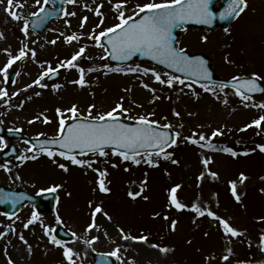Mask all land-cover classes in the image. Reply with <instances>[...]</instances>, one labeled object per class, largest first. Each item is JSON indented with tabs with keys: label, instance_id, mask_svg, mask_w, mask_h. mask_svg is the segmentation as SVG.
Here are the masks:
<instances>
[{
	"label": "rangeland",
	"instance_id": "374dc122",
	"mask_svg": "<svg viewBox=\"0 0 264 264\" xmlns=\"http://www.w3.org/2000/svg\"><path fill=\"white\" fill-rule=\"evenodd\" d=\"M137 2L143 3L144 0H129L126 14H130ZM18 3L23 7L14 6L13 10L21 11L19 21L5 11L7 0L0 2V68L7 62L9 53L17 54L25 44L28 49L35 50L36 56L33 59L29 52L25 60L13 64L7 79L0 72V88L9 94L4 98L9 100L8 104L0 99V124L5 129H17L33 137H55L60 120L57 108L66 110L75 104L81 116L86 117L90 105L96 106L93 109V115H96L111 110L123 97L127 111L120 117L134 120L144 115L158 121L159 125L171 124V129L181 135L175 145L165 149L171 154L170 159L152 156L155 166L145 163L142 157H137L141 159L140 164L124 161L110 150H105L108 155L104 157L92 153L77 155V158L91 162L92 167L73 165L59 155L49 158L33 151L22 139L0 137V151L8 143H13L19 151L18 157L3 162L0 159V165H7L8 169L0 168V185L32 194L59 186L53 191L56 195L53 212H36L39 219L28 228L24 223L34 211L30 204L23 205L12 217L0 211V232L7 233L0 238V264H8L9 259L14 264H68L63 255L64 247L50 242L57 224L76 234L67 241H61L62 245L71 247L78 254L74 257L75 264H89L93 252L109 255L116 247L120 248L121 259L110 255L116 264H240L241 261L264 264V252L260 251L259 241L264 232V219H261L264 218V152L257 147L264 144V122L260 128L253 125L245 129L246 125L264 115V109L253 106L264 103V94L242 101L229 87L221 90L220 84L193 83L186 79L184 85L177 83L169 88L156 82L151 73L143 75L127 71L129 67L138 66L154 69L164 79L173 75L146 61L107 63L100 58L105 56V52L88 39V34L100 20L94 14L97 5H103L100 10L104 16V24L96 28L97 32L118 23L117 13L109 0L66 3L64 13L75 12V16L63 13L51 19L45 30L35 33L28 29L27 35L21 31L24 21L39 11L42 0L40 5L35 0H18ZM247 3L248 7L228 26L227 31L183 30L177 46L209 56L214 72L221 78L248 77L252 73L264 78V0H247ZM85 16L88 20L81 28V19ZM73 33L81 39L66 43L64 37ZM202 37H207V40ZM53 40L56 42L51 43ZM82 46L87 47L77 61L79 67L99 69L86 72V86L71 83L79 78L77 69L63 67L58 68L55 79L47 81L45 77L41 81L47 87L33 84L48 65L57 68L60 61L70 59ZM104 64L121 67L125 71L105 74ZM259 81L264 85V79ZM141 82L155 89V94L145 89ZM29 84L32 87L25 90ZM189 84L191 88L186 86ZM54 85L61 87L56 89ZM201 85L214 91H205ZM13 92L18 95L13 96ZM37 92L40 95H35ZM154 95L159 99H154ZM174 110L180 115H174ZM151 113L154 115H149ZM64 116L67 121L71 119V114L66 111ZM44 117L50 122L45 123ZM216 130L222 134L212 136ZM193 133L197 134V139L203 134L206 140L201 143L213 147H200L184 139ZM224 148H231L237 155L224 152ZM33 155L38 158L32 159ZM205 158L211 160L207 168L202 163ZM59 164H65L68 170L64 171ZM97 170L106 171L107 175L101 178ZM211 172H216L217 177L213 178ZM201 173H204L202 179L199 178ZM241 173L247 177L243 183L240 182ZM100 179L104 180L106 187H113L110 194H105L107 197L96 193ZM230 181L236 182L239 202L232 195ZM176 185L180 186L176 196L186 205L184 209H177L169 203L170 196L167 197L166 192ZM116 188L121 197L116 194ZM129 192L140 195L133 199ZM115 196L119 198L114 199ZM164 203L171 207L172 214L160 212L165 211ZM194 203L227 219L243 235L235 238L225 236L217 220L207 215L198 216L191 210ZM94 206H101L111 219L98 213L97 227L88 232L85 229L92 223ZM173 221L176 222L174 230ZM45 227L51 229L49 235H45ZM121 228L129 236H146L148 239L146 242L124 240L119 232ZM20 235L25 237L27 244L19 239ZM92 237L98 239L91 244L84 242ZM153 244L169 251L162 252L152 247ZM229 248L232 250L230 254L227 252ZM224 255H229L228 261L222 259Z\"/></svg>",
	"mask_w": 264,
	"mask_h": 264
},
{
	"label": "snow or ice",
	"instance_id": "6c2138e0",
	"mask_svg": "<svg viewBox=\"0 0 264 264\" xmlns=\"http://www.w3.org/2000/svg\"><path fill=\"white\" fill-rule=\"evenodd\" d=\"M2 2V0H0ZM37 5H40L41 0H35ZM45 4L48 3V0H43ZM63 2V0H62ZM68 4H74L76 0H66ZM129 0H109V3L112 4L113 11L117 13L116 20L118 23L113 24L110 27L104 28L101 31L97 32L96 28H100L104 24V16L101 12L103 5H97L94 9V14L97 17H100L99 23L93 28L92 32L88 34V39L95 42V46L103 49L106 56H110L113 60L118 61H127L134 54L141 53L144 56L151 57L153 60L159 61L160 64H165L169 68H174L177 72L189 73L194 76L202 77L203 79H211L210 74L205 67V61L202 58H191L185 54V50L182 47H175L173 45L174 37L172 36V29L174 26L181 24L188 20H195L198 23L209 24L216 17V14L209 8L210 0H161V2H156V0H144L143 3L137 2L133 9L130 10V14H126L127 5ZM18 7L22 8L23 4L18 3V0H7V8L5 11L9 13L12 19L19 21L21 16L17 11H14L13 8ZM87 7V6H85ZM248 7L247 0H229L227 8L219 13V19L226 20L229 17H239L242 12ZM40 12H43V7H40ZM66 16H75V12H65ZM33 16L37 13H32ZM41 21L45 17H40ZM88 17L85 16L81 19L80 27L83 28L87 22ZM39 27V23L34 25ZM29 28V23L27 20L24 21L21 31L27 35ZM227 31V29H226ZM2 35V34H0ZM65 42L72 44L74 41H79L81 36L73 33L71 35L64 37ZM203 40H207V37H202ZM105 41L108 47H105ZM53 40L51 43H55ZM87 46H82L78 51H75L70 59L60 61L57 68H52L51 65L48 67L33 81V84L43 88L47 85L42 84L41 81L50 74H55L58 71V68L63 67L67 69H77L79 73V78L71 81L80 87H84L87 84L85 79L86 72L97 71V68H88L79 67L77 61L83 56L86 52ZM27 49V50H26ZM110 49V50H109ZM29 52L33 59L36 56L35 50L28 49L27 45H23L17 54L13 55L9 53L7 62L0 68V72L4 74L5 79L8 77V71L12 68L13 64L17 61L25 60ZM101 59H105V56H101ZM227 60V57H225ZM103 69L105 74L108 72H124L125 69L121 67H110L108 64H104ZM128 72L136 73L140 72L143 75H148L151 73V76L154 77L155 81L161 85H167L169 88L173 87L174 84H185V80L180 76L168 75L167 79L162 78L161 74L156 72L154 69L149 68H140V67H129ZM19 75V73H17ZM264 79L258 73H252L249 78H242L239 76H233L230 81L225 84H221L220 88L223 90L226 87L231 86L235 94L241 98L242 101H248L252 99L251 94L258 91L264 92V88H261L258 83L259 80ZM142 83V86L145 89H148L153 94H155V89L150 88L149 84ZM191 88V84L186 85ZM32 87V84L26 85L27 88ZM54 88L58 89L60 85H54ZM205 91H214L201 85ZM8 91L6 89L0 88V99L8 97ZM13 96L18 95L17 92L12 93ZM35 95H40L39 92ZM154 99H159V97L154 95ZM4 103L8 104L9 100L4 99ZM227 103V101H225ZM247 107L248 105L245 104ZM254 107L264 109V103H259L253 105ZM96 106L90 105L88 108V114L86 117L81 119V114L78 107L74 104L66 110H61L60 108L56 109L57 115L60 117L59 128L57 131V136L51 140H44L39 146V151L43 154H46L49 158H54L59 155L65 160L71 161L73 165L77 166H87L92 167V163L77 158V155L74 154V150H79V154L84 155L87 153L98 154L101 157L107 156L108 153L104 150L105 146H112L113 155H118L124 161H132L134 164H140L141 159L137 157L144 158V162L155 166V163L152 159V156L157 157L162 156L164 159H170L171 154L166 152L165 149L171 145L177 143V139L180 137V132H175L172 135H169L167 131L162 129H170L171 124H165L162 128L159 126V122L156 120L149 119L147 116L141 115L137 118V123L135 126L127 125L120 122V114L127 111L123 106V97H121L120 102H118L115 107L111 110L103 113H98L93 115V109ZM71 114V119L77 121L76 123L69 124L67 119L64 116V112ZM149 115H154L151 113ZM174 115L179 116L180 113L174 110ZM31 122V121H30ZM44 122L49 123L47 117H44ZM262 122H264V115L259 116L257 119L253 120L251 124L246 125L247 127H252L255 125L257 128L261 127ZM182 127V125H181ZM245 129H241L242 131ZM222 133L219 130L212 132V136L221 135ZM196 133H193L191 137H184V139L192 144H198L200 147L212 148L211 144L201 143L206 140V137L203 134L198 136V139L195 138ZM50 145L58 146L60 149L58 152L53 150ZM261 152H264V144L257 145ZM143 150V151H141ZM31 151V149H29ZM224 152L230 153L232 156H236L237 153L231 148H224ZM145 153L147 154L145 157ZM247 155V153H244ZM29 157H22L21 159H28ZM32 159H37L38 157L33 155ZM173 163L177 161L173 160ZM210 158H205L202 160V163L207 168L210 164ZM115 166V165H114ZM2 167L7 169V165ZM59 167L64 171H67L68 168L65 164H59ZM99 176L102 178L107 175L106 171H99ZM210 175L213 178L217 177L216 172H211ZM204 173H201L200 179H202ZM247 177L241 173L240 182L243 183ZM232 195L239 202L240 196L236 191V182L230 181ZM99 190L101 192H109L110 189L105 186L104 180L100 179L98 181ZM59 187V186H56ZM56 187L50 189V191H55ZM179 185L170 189V201L171 205H174L177 209H184L186 205L179 202L176 196L177 189ZM264 191V190H262ZM128 195L135 199L136 196L140 193L129 192ZM6 199H9L8 194L0 196V203H4ZM90 206L91 202H90ZM191 210L198 216L211 217L217 220L220 226L223 229L225 236L227 237H239L243 233L232 226L227 219L217 216L215 212L210 209H202L198 204H192ZM103 214L107 216L110 220L111 217L103 211L101 206H94L92 215V223L87 225L85 231L90 232L96 225V216L97 214ZM39 219L38 214L33 211L31 218L24 223V227L28 228L29 225L34 224ZM264 219V218H261ZM59 222V218H58ZM176 222H172V228L175 229ZM12 231H15L12 229ZM45 235H49L51 229L47 227L44 228ZM121 238L124 240H133L138 242H146V236H129L124 233V230L119 229ZM6 232H0V238L6 236ZM75 237V233H72ZM19 239L27 244L25 237L23 235L19 236ZM98 237H92L91 240H85L87 244H91L97 240ZM260 241V251L264 252V232L261 233L259 237ZM50 242L56 246L64 247L63 255L68 261V264H75L74 257L78 255L71 247H67L61 244V241L57 240L55 236H50ZM251 246V245H249ZM152 247L159 248L162 252H168V248H160L159 245L153 244ZM29 252H31V246H29ZM227 252L230 254L232 252L231 248L227 249ZM120 248L116 247L109 255L115 257L117 260H120L119 255ZM224 261L229 260V255L222 256ZM8 264H14V262L9 259ZM240 264H250V262L241 261Z\"/></svg>",
	"mask_w": 264,
	"mask_h": 264
},
{
	"label": "water",
	"instance_id": "95a60500",
	"mask_svg": "<svg viewBox=\"0 0 264 264\" xmlns=\"http://www.w3.org/2000/svg\"><path fill=\"white\" fill-rule=\"evenodd\" d=\"M52 1H54L56 3L57 7L51 8L48 5L44 6V8H43L44 11L43 12H40L39 14L30 17L29 27H31L35 31H39V30H41L42 28H44L46 26V24L48 23L50 17L55 16V15H58V13L60 12V8H61L60 6L62 5V0H52ZM63 1H65V0H63ZM211 1L213 2L215 0H211ZM221 3H222V6L219 9L212 8V4L213 3L210 4V6H211L210 9L216 14V17L213 19V21L211 23H209V24H203V23H198L195 20H188V21L183 22L184 23V26L185 27H189V28H204V29H217V28H220V27H224L225 28L227 26V24L235 16L229 17L226 20L219 19V13L222 12V11H224L227 8L228 3H229V0H221ZM40 17H45V19H43L41 21ZM216 20H217V22H216ZM36 23H39V27H35L34 26ZM175 27L176 26H174L173 27L174 29H172V36L174 37L173 45L175 44V41H176V39L179 36L178 33H175L176 32V30H175L176 28ZM174 33H175L176 36L174 35ZM175 37H176V39H175ZM105 47H108L106 41H105ZM185 54L187 56L191 57V58H202L206 62V68H207L208 73L210 74V77L216 78V76L213 74L210 61H209V59L207 57L202 56V55H199V54H193L192 55V54H190V53L188 54L186 52H185ZM140 56H141V58H146L147 60H149L151 62H154L157 65H160L161 67H164V68H166L168 70H171L172 72H174L176 74H179V75H182L184 77H187V78H190V79H193V80H197V81H199V80H206V79H203L202 77L194 76V75H191L189 73L177 72L174 68H169L165 64H160L159 61L153 60L151 57L144 56L141 53H136L132 57L133 58H140ZM132 57L130 59H132ZM130 59H128L127 61H129ZM107 60H109V61H117V62H127V61L113 60L110 56H107ZM76 122L77 121H74L73 120L69 124L76 123ZM120 122L121 123H124V124H127V125H131V126H135L136 123H137V122L127 121V120H124V119H120ZM162 130L167 131L169 133V135L174 134L170 129H162ZM44 140H46V139H40V140H35V141H30V142H36V143H38V147H39L40 144H41V142H43ZM48 140H51V139H48ZM38 141H40V142H38ZM50 147L55 148L57 150H60L58 148V146H55V145H50ZM105 148H112V146H105ZM141 151H143V150H141ZM74 153H79V150L78 149L77 150H74ZM16 193L17 192H15V191H7L6 189L0 187V196H4L5 194H8V196H9V199H6L4 201V203H0V205L7 204L6 210L9 213L11 212L9 208H11L12 211H15V210L18 209V207L20 206V204L25 203L27 201H31L34 204L35 207H37V208H39L41 210L42 209H45V207L49 211L52 210V199L53 198H49L48 201L46 200L44 202H41V200H40L41 198L40 197L34 198V197L30 196V195L29 196L25 195V197H23V198H21L19 200H14L12 197H14L16 195ZM41 197H43V196H41ZM44 197H50V196L45 195ZM55 233L57 235H61L62 230L60 228H58ZM92 264H112V261L106 255L94 254V259L92 261Z\"/></svg>",
	"mask_w": 264,
	"mask_h": 264
},
{
	"label": "bare ground",
	"instance_id": "6f19581e",
	"mask_svg": "<svg viewBox=\"0 0 264 264\" xmlns=\"http://www.w3.org/2000/svg\"><path fill=\"white\" fill-rule=\"evenodd\" d=\"M216 147H219V146H216ZM86 228H87V226H86Z\"/></svg>",
	"mask_w": 264,
	"mask_h": 264
}]
</instances>
